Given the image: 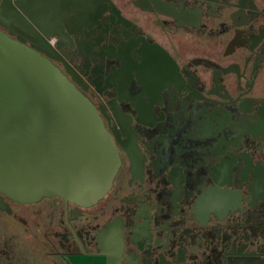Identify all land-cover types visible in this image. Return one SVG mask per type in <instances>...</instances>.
<instances>
[{"label":"flooded vegetation","instance_id":"af4514ba","mask_svg":"<svg viewBox=\"0 0 264 264\" xmlns=\"http://www.w3.org/2000/svg\"><path fill=\"white\" fill-rule=\"evenodd\" d=\"M97 106L93 205L0 200V264H264V0H0Z\"/></svg>","mask_w":264,"mask_h":264},{"label":"water","instance_id":"95a60500","mask_svg":"<svg viewBox=\"0 0 264 264\" xmlns=\"http://www.w3.org/2000/svg\"><path fill=\"white\" fill-rule=\"evenodd\" d=\"M36 47L0 27V191L93 205L113 185L119 146L94 102Z\"/></svg>","mask_w":264,"mask_h":264}]
</instances>
